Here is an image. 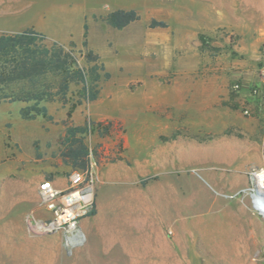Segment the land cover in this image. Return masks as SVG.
I'll return each mask as SVG.
<instances>
[{
  "label": "rangeland",
  "instance_id": "1",
  "mask_svg": "<svg viewBox=\"0 0 264 264\" xmlns=\"http://www.w3.org/2000/svg\"><path fill=\"white\" fill-rule=\"evenodd\" d=\"M118 9H134L140 19L114 29L105 18ZM217 9L213 0H0V34L32 28L46 36L47 46L57 42L70 48L74 43L79 65L88 69L82 46L87 23L89 48L99 54L110 77L100 81L99 98L78 106L69 124L101 123V130L85 139L97 167L123 163L132 168L148 151L165 159L167 188L157 214L176 215L182 194L188 223L179 235L187 249L181 264H264V244L256 248L253 240V252L247 254L219 253L213 238L216 214L248 213L261 220L244 190L252 169L264 165L259 78L264 30L229 28L227 19L220 23ZM153 20L167 27L152 28ZM81 88L71 84L67 105L61 100L44 103L53 122L21 119L26 103H0V230L11 217L23 216L32 235L59 234L40 232L32 224L51 216L40 205L41 181L49 175L62 178L65 189L76 170L62 162L60 139ZM104 128L109 132L102 135ZM161 176L141 182L154 184ZM96 188L97 196L98 184ZM99 194L108 198L105 186ZM117 202L104 213H120ZM200 215L211 221L207 228L198 222ZM169 230L165 234L171 237ZM59 235L60 264H68L71 257ZM0 257V264H11L4 254Z\"/></svg>",
  "mask_w": 264,
  "mask_h": 264
},
{
  "label": "crops",
  "instance_id": "2",
  "mask_svg": "<svg viewBox=\"0 0 264 264\" xmlns=\"http://www.w3.org/2000/svg\"><path fill=\"white\" fill-rule=\"evenodd\" d=\"M213 4L218 8L220 23L227 19L229 28L264 30V0H213ZM135 162L132 168L123 163L97 167L99 182L95 215L81 221L85 242L70 255L68 264H164L170 259L173 264L183 263L181 255L187 253V249H183L179 235L187 226L188 218L186 213L183 214L182 194L178 198L180 201H175L177 211L179 206L181 209L176 215L172 218L158 216L157 205L162 206L161 195L167 188L164 182L167 175L165 159L148 151ZM149 175H162V181L144 186L141 181ZM45 179L53 181L59 189L64 188L62 178L53 179L49 175ZM176 181L183 184L179 176ZM103 186L108 191L105 200L99 194ZM114 193H117L116 197ZM115 200L120 213H104L105 209L110 210ZM184 200L187 202V195ZM219 214L215 215L213 227L219 253H251L253 240L256 248H262L264 221L248 213ZM202 215L198 222L202 228H207L206 222L211 221ZM24 221L23 216L11 217L6 229L0 230V255L4 254L5 261L11 264H60L61 236L32 235L25 229ZM247 227L250 229L248 233ZM165 228L171 229L167 233L171 237L166 236ZM244 259L242 255L240 260Z\"/></svg>",
  "mask_w": 264,
  "mask_h": 264
},
{
  "label": "trees",
  "instance_id": "3",
  "mask_svg": "<svg viewBox=\"0 0 264 264\" xmlns=\"http://www.w3.org/2000/svg\"><path fill=\"white\" fill-rule=\"evenodd\" d=\"M139 19L140 15L134 9H118L109 13L105 21L112 28L122 30ZM151 27L165 28L167 24L153 20ZM83 30L82 46L86 49L85 59L90 65L88 69L79 65L74 43L70 48L57 42L47 46L44 43L46 36L32 28L13 34H0V103H26L20 109L23 120L41 117L53 122L54 117L44 103L61 100L67 105L71 84H81L78 99L71 103L67 120L64 121L66 129L60 139V158L64 164L86 171L90 165V150L85 139L89 134L99 132L102 125L87 120L84 125L76 126L69 124V121L78 106L99 98V83L110 75L99 54L89 48L87 23H84ZM49 77L56 81H49ZM108 132L109 128H104L100 134ZM93 215L95 210L90 214Z\"/></svg>",
  "mask_w": 264,
  "mask_h": 264
},
{
  "label": "built area",
  "instance_id": "4",
  "mask_svg": "<svg viewBox=\"0 0 264 264\" xmlns=\"http://www.w3.org/2000/svg\"><path fill=\"white\" fill-rule=\"evenodd\" d=\"M259 78L261 92L264 93V63ZM96 170L97 164L90 154L89 168L73 171L65 189L57 188L49 179L42 180L38 186L40 205L51 216L46 221H34L32 227L43 233L61 234L64 248L70 255L85 242L81 221L95 210L99 182ZM250 178L251 184L244 192L249 197L253 214L264 221V165L252 169Z\"/></svg>",
  "mask_w": 264,
  "mask_h": 264
},
{
  "label": "bare ground",
  "instance_id": "5",
  "mask_svg": "<svg viewBox=\"0 0 264 264\" xmlns=\"http://www.w3.org/2000/svg\"><path fill=\"white\" fill-rule=\"evenodd\" d=\"M223 157V156H222Z\"/></svg>",
  "mask_w": 264,
  "mask_h": 264
}]
</instances>
